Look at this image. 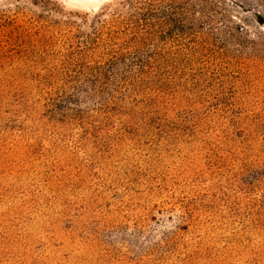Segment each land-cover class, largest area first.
Instances as JSON below:
<instances>
[{
  "label": "rangeland",
  "instance_id": "rangeland-1",
  "mask_svg": "<svg viewBox=\"0 0 264 264\" xmlns=\"http://www.w3.org/2000/svg\"><path fill=\"white\" fill-rule=\"evenodd\" d=\"M124 1L0 0V264H264V0L180 3L143 51L187 80L65 103L66 17Z\"/></svg>",
  "mask_w": 264,
  "mask_h": 264
},
{
  "label": "trees",
  "instance_id": "trees-1",
  "mask_svg": "<svg viewBox=\"0 0 264 264\" xmlns=\"http://www.w3.org/2000/svg\"><path fill=\"white\" fill-rule=\"evenodd\" d=\"M189 1L125 0L121 3L122 8L126 6L125 12L116 9L111 13L102 11L93 15H76L77 20L66 17L64 22L68 29L62 34L64 63L69 65L77 78L84 76L87 82L62 86L59 90L65 94L64 102L79 105L83 96L95 98L108 92L110 97L106 104L112 107L118 104L116 93L124 89V95L130 97L136 94L152 97L159 89L187 80V69L191 68L189 63L193 62L185 59L183 54L148 53L143 48L151 38L152 32L149 30L153 28L152 25H163L152 24L151 19L165 17L167 21L174 22L177 12L172 10L178 9L180 3ZM47 6L44 2V7ZM165 6L168 8L163 9ZM53 11L60 13L58 7H54ZM257 15L260 19L258 23L264 24L263 16ZM142 21L149 29L140 27ZM60 34L47 29L40 38L47 46H52ZM75 40H80L84 46L79 43L74 46ZM59 74L57 68L47 69L44 76L40 75L39 81L43 85H50ZM110 85L113 87L108 91ZM66 88L72 89V92Z\"/></svg>",
  "mask_w": 264,
  "mask_h": 264
}]
</instances>
